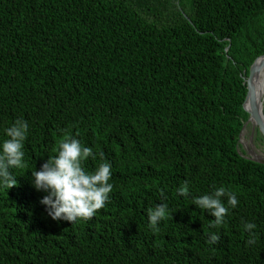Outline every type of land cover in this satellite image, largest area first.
Here are the masks:
<instances>
[{
  "label": "trees",
  "instance_id": "obj_1",
  "mask_svg": "<svg viewBox=\"0 0 264 264\" xmlns=\"http://www.w3.org/2000/svg\"><path fill=\"white\" fill-rule=\"evenodd\" d=\"M263 55L264 0H0V135L30 124L28 167L0 190V264H264V164L238 150ZM65 132L112 163L109 200L74 223L48 216L28 172ZM221 185L239 204L210 245L191 196ZM160 202L173 215L153 231Z\"/></svg>",
  "mask_w": 264,
  "mask_h": 264
},
{
  "label": "clouds",
  "instance_id": "obj_2",
  "mask_svg": "<svg viewBox=\"0 0 264 264\" xmlns=\"http://www.w3.org/2000/svg\"><path fill=\"white\" fill-rule=\"evenodd\" d=\"M30 124L23 117H18L9 126L2 129L0 135V190H9L18 184L17 172L28 167L25 160V142L29 138ZM54 155L48 156L39 169L34 167L30 183L37 190L45 193L40 203L45 206L48 216L53 220L76 222L89 219L98 209L105 206L109 194L113 191L112 163L103 152L94 151L81 141L79 133L65 132L53 149ZM98 162L94 168L86 167V161L91 158ZM27 172V173H28ZM26 173V174H27ZM25 174V175H26ZM190 182L185 179L175 188L178 196L190 195ZM239 204L237 193L226 186L213 187L210 192L191 196V205L209 214V231L205 233L207 242L215 244L220 240L219 226L226 222L232 209ZM171 213L167 202H160L147 209L148 228L158 230L159 223L168 218ZM247 232V246L255 245L259 233L255 231L254 221H243Z\"/></svg>",
  "mask_w": 264,
  "mask_h": 264
},
{
  "label": "water",
  "instance_id": "obj_3",
  "mask_svg": "<svg viewBox=\"0 0 264 264\" xmlns=\"http://www.w3.org/2000/svg\"><path fill=\"white\" fill-rule=\"evenodd\" d=\"M263 62H264V55L259 57L258 59H256L255 62L252 64L251 68H250L249 75L246 78L247 95H246V99H245L243 107H244V110L249 114V118H248L246 123L253 121V125H255V127H257L259 129L261 135L264 138V125H263L264 110L261 107V101L259 100L258 104L256 105V104H254V101H253V99L251 97L253 85L255 83L254 76L257 74V72L260 69V67L263 64ZM249 100L252 101V104H253L252 110H249V109L246 108V103ZM244 127H245V125L243 126V128L241 130V133H242ZM241 133H240V135H241ZM249 159H251V160H253L255 162L264 164V161H262V160H256V159H253V158H249Z\"/></svg>",
  "mask_w": 264,
  "mask_h": 264
},
{
  "label": "rangeland",
  "instance_id": "obj_4",
  "mask_svg": "<svg viewBox=\"0 0 264 264\" xmlns=\"http://www.w3.org/2000/svg\"><path fill=\"white\" fill-rule=\"evenodd\" d=\"M262 106L264 110V101ZM238 144V150L241 155L264 161V159H262V154H264V138L259 129L254 127L251 122L245 124V127L238 138Z\"/></svg>",
  "mask_w": 264,
  "mask_h": 264
},
{
  "label": "bare ground",
  "instance_id": "obj_5",
  "mask_svg": "<svg viewBox=\"0 0 264 264\" xmlns=\"http://www.w3.org/2000/svg\"><path fill=\"white\" fill-rule=\"evenodd\" d=\"M255 83L253 85L251 97L254 101V104H258L259 100L261 101V107L263 108L264 101V62L258 70L257 74L254 76ZM253 104L252 101L249 102V110H252ZM253 124V121H251ZM263 125H264V117H263ZM255 127V125H253ZM246 131V130H245ZM262 159H264V154H262Z\"/></svg>",
  "mask_w": 264,
  "mask_h": 264
}]
</instances>
